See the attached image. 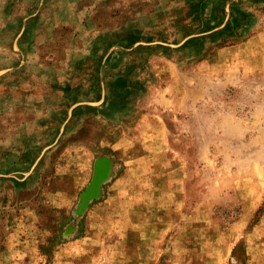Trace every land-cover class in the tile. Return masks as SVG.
I'll use <instances>...</instances> for the list:
<instances>
[{
    "label": "rangeland",
    "instance_id": "374dc122",
    "mask_svg": "<svg viewBox=\"0 0 264 264\" xmlns=\"http://www.w3.org/2000/svg\"><path fill=\"white\" fill-rule=\"evenodd\" d=\"M18 1L0 264H264V0H78L16 39Z\"/></svg>",
    "mask_w": 264,
    "mask_h": 264
},
{
    "label": "crops",
    "instance_id": "0c3cea01",
    "mask_svg": "<svg viewBox=\"0 0 264 264\" xmlns=\"http://www.w3.org/2000/svg\"><path fill=\"white\" fill-rule=\"evenodd\" d=\"M77 1L78 0H21L22 5L19 6L20 8H18V12L8 17V20L4 24V27L8 28V32L10 33H12L10 28L15 30L14 32H16V35L14 38L17 39L18 36H21V33H24V35H28V33H31L32 26L29 23L32 21L35 22V20L40 17H44V19L46 16L54 18V14L56 16L57 14H60V17L59 19H57V22H61L63 15L69 14L67 10L71 9L69 8L71 3ZM18 2L20 4V0ZM70 14L84 16L85 11L81 10L76 12L74 10H71ZM13 24H15V27H11ZM16 26H18V28H16ZM36 33L41 34V30L37 31ZM24 35L22 36V38L24 37ZM21 40H15L14 42H16L20 48H27V46L22 43ZM37 43H41L40 40L32 41L31 47L35 49V45Z\"/></svg>",
    "mask_w": 264,
    "mask_h": 264
}]
</instances>
